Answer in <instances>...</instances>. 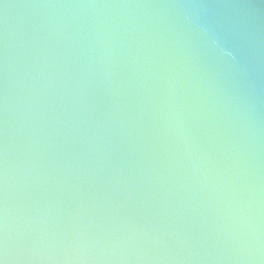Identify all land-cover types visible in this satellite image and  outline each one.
<instances>
[{"label":"water","instance_id":"1","mask_svg":"<svg viewBox=\"0 0 264 264\" xmlns=\"http://www.w3.org/2000/svg\"><path fill=\"white\" fill-rule=\"evenodd\" d=\"M4 264H264V0H0Z\"/></svg>","mask_w":264,"mask_h":264},{"label":"snow or ice","instance_id":"2","mask_svg":"<svg viewBox=\"0 0 264 264\" xmlns=\"http://www.w3.org/2000/svg\"><path fill=\"white\" fill-rule=\"evenodd\" d=\"M0 264H4V261L3 260H0Z\"/></svg>","mask_w":264,"mask_h":264}]
</instances>
